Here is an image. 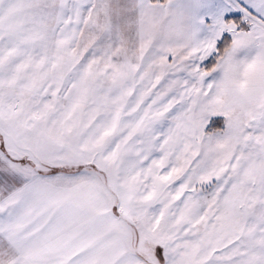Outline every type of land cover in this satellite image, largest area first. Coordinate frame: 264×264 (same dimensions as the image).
I'll return each instance as SVG.
<instances>
[{
  "label": "snow or ice",
  "instance_id": "6c2138e0",
  "mask_svg": "<svg viewBox=\"0 0 264 264\" xmlns=\"http://www.w3.org/2000/svg\"><path fill=\"white\" fill-rule=\"evenodd\" d=\"M0 264H264V0H0Z\"/></svg>",
  "mask_w": 264,
  "mask_h": 264
}]
</instances>
